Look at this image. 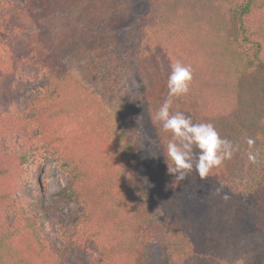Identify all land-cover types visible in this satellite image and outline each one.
I'll return each instance as SVG.
<instances>
[{
  "label": "trees",
  "instance_id": "16d2710c",
  "mask_svg": "<svg viewBox=\"0 0 264 264\" xmlns=\"http://www.w3.org/2000/svg\"><path fill=\"white\" fill-rule=\"evenodd\" d=\"M63 1L0 0V32L10 43L20 37L18 30L33 27L32 35L22 37L26 52L10 46L7 57L0 55V264H146L153 241L167 246L170 264H211L210 255L228 247L227 230L234 221L233 162L224 160L201 179L195 168L200 150L193 146V169L177 179L166 157L172 134L163 130L156 113L168 98L167 80L178 61L191 66L192 80L187 94L173 97L170 114L183 112L193 123H210L204 116L215 108L202 97L210 96L216 66L224 75L233 72L238 88L254 74H264V0H156L159 25L150 12L128 33L126 65L139 81L146 119L158 124L165 158L158 174L157 218L145 204L135 169V135L120 128L116 112L107 106L113 99L93 97L63 61L76 52L102 55L101 27L127 1L98 0L101 10L96 11L86 0L89 21L80 31L64 28L48 34L52 30L43 21ZM4 17L13 23L6 24ZM53 44L58 46L48 48ZM33 67L43 69L44 78L28 92L23 83L30 81ZM255 143L254 210L264 242V115L258 119ZM48 153L68 181L57 199L82 206L73 224L58 230L52 222L53 201L36 194L34 176H25L24 185L20 179ZM12 225L13 241L3 232Z\"/></svg>",
  "mask_w": 264,
  "mask_h": 264
},
{
  "label": "rangeland",
  "instance_id": "374dc122",
  "mask_svg": "<svg viewBox=\"0 0 264 264\" xmlns=\"http://www.w3.org/2000/svg\"><path fill=\"white\" fill-rule=\"evenodd\" d=\"M87 1L96 11L101 10L97 3L98 0ZM87 1L64 0L61 6L54 7L55 11L43 21V25L52 30L46 33L53 35L64 28L80 31L82 23L89 21L88 16L84 14V7L88 6ZM126 1L121 13L116 16L108 15L109 22H105L101 27L100 34L105 37L102 55L93 56L90 55L91 52L90 54L76 52L63 57V61L67 62L75 76L80 77L86 83L93 97L96 93L105 100L113 99L107 106L111 111L116 112L120 128L135 135V141L138 144L135 169L142 181L145 204L157 218L159 214L156 208L159 191L158 174L165 162L161 136L156 128L158 124H152L146 119L140 97L139 81L136 74L126 65L128 59L125 55H128L126 52L128 33L136 27L140 19L144 20V17L149 16L150 12L157 17L151 18V21L159 25L157 21L160 19L161 11L156 9V0ZM165 6L174 7L175 3H166ZM63 15H65L64 18ZM75 15L79 17L77 20ZM12 23L6 20V24ZM93 26L96 31L94 24ZM86 29L92 32L91 24H88ZM18 31L20 37L14 43H10L8 36L0 32V55L7 57L9 51L6 47L10 48V46L17 53L27 51L22 37L26 39L27 33L32 35L33 27L27 25L22 32ZM85 32L87 33L86 30ZM90 42L91 40L88 39L86 46ZM53 46L58 45H48V48L52 49ZM57 58L60 59V55ZM212 66L213 64H210L209 69H213ZM39 68L33 67L30 72V81L26 80L23 83L28 92L34 90L39 81L44 78L41 76L43 69ZM214 70L215 74L210 75L211 92H207L210 96L205 95L202 100L212 102L215 110L205 114L204 119L210 121L221 133V137L231 141L237 150L233 154L234 157L230 159L235 172L229 175V181L232 182V189L236 195L233 209L234 221L227 230L230 232L228 247L225 252L218 251L210 255L211 264H264V242L259 234L260 227L255 219L254 210L255 198L252 187L254 165L248 159V152L250 150L254 152L256 143L252 149H249L246 142L249 137L255 140L258 119L264 115L262 99L264 74H254L250 79L245 80L244 87L238 88L235 80L237 76L234 78L233 72H226L224 75L218 66ZM31 143L36 144L34 139ZM30 169L29 175L25 172L20 175L22 180L20 183L24 185L25 176H34L33 186L35 190L37 189L36 194L40 195L45 202L52 200L51 207L56 208L54 219L52 213L50 214L56 230L65 226L70 227L80 215L82 206L76 202L65 203L57 199V194L67 186L68 181L66 174L57 166L55 156L48 153L44 158H37ZM50 215L48 214V217ZM12 230H14V225L5 228L3 232L11 236L13 241L17 239V235ZM166 250L167 246L157 241L149 243L146 264H170Z\"/></svg>",
  "mask_w": 264,
  "mask_h": 264
},
{
  "label": "clouds",
  "instance_id": "9594fccd",
  "mask_svg": "<svg viewBox=\"0 0 264 264\" xmlns=\"http://www.w3.org/2000/svg\"><path fill=\"white\" fill-rule=\"evenodd\" d=\"M171 67L167 80L168 98L156 113V120L161 123L163 130L172 134V139L167 144L166 157L168 164L170 159L174 167L169 165L168 170L170 173H175L177 179H184L193 169V146H195L200 150L195 168L200 178L204 179L213 168L221 166L224 160L231 159L237 149L231 141L220 136L212 123H193L190 116L179 111L170 114L173 97L187 94L192 80L190 65L178 61ZM246 142L249 149H252L255 140L249 137ZM248 159L255 162L257 153L250 150ZM222 189L223 185L217 188V194H220ZM228 198V195L224 194L223 199Z\"/></svg>",
  "mask_w": 264,
  "mask_h": 264
}]
</instances>
